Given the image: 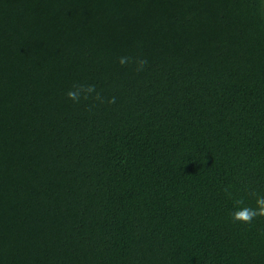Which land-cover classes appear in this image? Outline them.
Returning <instances> with one entry per match:
<instances>
[{"label": "trees", "instance_id": "1", "mask_svg": "<svg viewBox=\"0 0 264 264\" xmlns=\"http://www.w3.org/2000/svg\"><path fill=\"white\" fill-rule=\"evenodd\" d=\"M253 192L264 0H0V264H264Z\"/></svg>", "mask_w": 264, "mask_h": 264}, {"label": "clouds", "instance_id": "2", "mask_svg": "<svg viewBox=\"0 0 264 264\" xmlns=\"http://www.w3.org/2000/svg\"><path fill=\"white\" fill-rule=\"evenodd\" d=\"M130 60H132L131 57L122 56L119 58V63L121 65H124L128 63ZM137 63L139 65L138 70H142L143 66L147 63V61L141 59V60H138ZM81 90L85 93L84 98H87L86 94L94 92L95 86L94 85H88V86L80 85V87L75 91L70 89L66 93V95L68 96L69 99L73 100L74 102H79L81 98ZM112 102H114V98ZM252 194L256 197L255 203L257 207L253 208L249 206H244L234 211L232 213V218L234 221H241L243 223H251L254 218L264 216V195H258L255 192H253ZM236 203L243 205L244 202L243 200H237Z\"/></svg>", "mask_w": 264, "mask_h": 264}]
</instances>
